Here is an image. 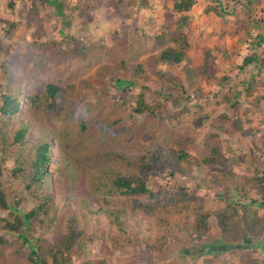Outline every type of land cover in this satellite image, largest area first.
<instances>
[{"label": "trees", "instance_id": "trees-1", "mask_svg": "<svg viewBox=\"0 0 264 264\" xmlns=\"http://www.w3.org/2000/svg\"><path fill=\"white\" fill-rule=\"evenodd\" d=\"M108 1L119 9L131 7L135 0ZM233 1L230 12L220 0H211L217 4H208L206 10L236 15L238 6L255 9L256 0ZM197 2L177 0L174 15L168 12L167 21L153 33L116 29L111 42L83 44L82 38L63 28L69 26L75 11L85 14L86 7L73 0H32L27 16L30 24L39 25L24 51L1 56L5 51L0 38V72L5 76L0 94V209L8 211L7 216H0V256L12 247L18 260L10 264H69L68 253L79 242L100 241L108 254L132 244L149 250L159 249L172 240L185 245L208 235L212 217L222 236L218 243L204 244L203 249L218 253L232 247L264 248V214L260 212L264 210V176L259 171L239 175L235 170L221 135L228 131L227 113L211 120L212 131L194 154L189 150L194 137L174 123L181 115L177 107L185 101L188 88L200 78L208 79L214 74L210 71L214 61L210 56L201 67L192 68L185 62L190 12ZM142 3L147 0H140L139 4ZM9 5L13 7L14 0H9ZM49 5L60 19V39L43 40L42 12ZM255 22L259 25L260 20ZM7 23L9 29L5 34L11 36L19 22ZM174 23L175 28L171 26ZM253 37L254 46L262 47L264 32L259 26ZM149 51L153 54L145 61L155 66L152 72L162 85L154 91L151 101L147 99L148 86H143L130 100L134 82L121 78L118 72L145 69L140 57ZM52 59L57 63L79 59L87 61L85 72L96 70L81 76L77 72L60 81L51 73ZM255 62L264 66V58L257 51L245 56L239 68ZM157 64L179 65L184 75L165 71ZM108 80L116 89L115 95L104 92ZM92 95L96 101H92ZM171 106L176 110H170ZM204 121L200 117L196 124L201 126ZM240 121L238 118L236 123L240 125ZM149 125L157 145L152 142L147 147L149 157L144 166L123 150V142L131 141V135L137 131L141 134ZM51 139L57 140V154L53 153ZM171 145L178 150L177 154L167 150ZM9 160L13 161L9 174L24 184L33 204L28 210L18 206L22 197L12 203L7 196L3 176ZM78 164L83 165V173L74 170ZM195 169H204L205 177L222 187L220 196L226 199V207L206 210L185 186L164 196L150 187V172L167 171L170 176L179 172L187 176ZM54 175L60 195L52 181ZM79 175L86 179L85 193L81 191ZM91 200H95V206L90 204ZM60 221L64 222L65 234L54 240L36 236L30 230L32 224L52 229ZM84 264L113 263L101 258Z\"/></svg>", "mask_w": 264, "mask_h": 264}, {"label": "rangeland", "instance_id": "rangeland-1", "mask_svg": "<svg viewBox=\"0 0 264 264\" xmlns=\"http://www.w3.org/2000/svg\"><path fill=\"white\" fill-rule=\"evenodd\" d=\"M73 1L86 7V13L79 15L80 12L75 11L71 23L63 30L82 38L83 44H88L90 41L111 42L112 33L116 29L128 33H135L136 30L141 33V29L151 33L158 31V25L167 21L168 12L170 15H174V5L177 0H147V3L144 4H139L140 0H135L131 7L123 6L119 9L112 7L108 0ZM220 1L227 12L233 10V0ZM14 2L15 5L12 7L9 5V0H0V38H2L5 51L1 56L9 54L12 56L17 52H23L27 43L33 39L32 32L39 25L38 23L30 24L27 16L32 0H14ZM210 3L217 4L211 0H198L190 12L187 28L189 47L186 51L185 62H188L192 68L201 67L204 65L205 59L210 56L214 59L210 68L214 74L208 79L200 78L196 84L188 88L184 95L185 101L177 107L181 110V115L174 120V123L179 130L187 131L194 137L195 142L190 144L189 148L190 152L194 154L203 144L207 133L212 131L211 120L221 113H227L230 118L226 124L228 131L221 135L224 149L232 157L235 170L239 175H253L259 171L264 176V66L255 62L243 69L239 68L244 57L255 51L264 58V44L257 49L253 43V35L257 26L264 32V0H256L253 10L246 6H238L236 15H230L227 12L220 14L214 10L207 11L206 6ZM42 14L45 33L43 40L60 39L58 29L61 23L54 13V7L51 5L43 7ZM256 19L260 20L259 25L255 22ZM7 21L19 22L11 36L5 34L9 29ZM171 26L175 28L176 24ZM152 54L149 51L140 57L145 68L142 71L137 72L131 69L118 72V76L121 78H129L134 82L130 89V100H133L143 86H148L150 89L147 91V99L151 101L154 91L162 85V81L152 72L155 66H149L150 63L145 61ZM69 61L57 63L53 59L50 60L49 64L53 66L51 73L57 77V80L65 81L74 73L79 72V76H81L85 72L84 65L87 61L79 59H72V63ZM156 67L184 75L179 65L157 64ZM95 70L96 68H93L89 73ZM85 73L89 74L87 71ZM78 77L74 79L78 80ZM250 81L253 82L250 83ZM4 83L5 76L1 71L0 94L3 91ZM249 86H251V90ZM106 87L105 94H116V89L109 80L106 82ZM91 98L92 101H96V97L93 95ZM1 104L0 97V106ZM169 108L176 110L172 106ZM200 117H203L205 121L203 125L198 126L196 120ZM238 118L241 119L240 125L236 123ZM35 135L37 136L38 133L35 132ZM131 136H133L131 141L123 142V150L133 154L135 159L145 166L149 157L147 147L152 142L157 145V140L152 137L151 126H145L141 130V134L137 131ZM50 142L53 146V153L57 154V140L51 139ZM174 149L175 147L172 145L167 147L169 152L173 150L172 153L177 154L178 150ZM11 167H13V161L9 160L3 176L7 196L12 203L22 197L23 201L18 206L20 209L28 210L33 204L27 198L24 184L9 174ZM74 170L77 173H83V165H75ZM205 176L204 169H195L187 176L180 175L179 172L170 176L167 171L159 174L155 171L148 173L151 189L155 193H161V196L185 186L192 198L202 202L206 210L213 211L226 207V199L220 196L222 187ZM78 179L81 183V191L85 193L83 181L86 179L83 178V175H79ZM52 181L56 194L60 195L55 175ZM251 195L258 196L255 193ZM89 202L95 206V200ZM98 202L101 201L98 200ZM77 203L79 207L83 206V203L80 204L81 200ZM62 207L63 202L61 201L60 208L62 209ZM260 212L264 214L263 209ZM7 214V210L0 209V216H7ZM30 230L34 235L44 236L50 240L65 234L62 221L52 229L46 225L32 224ZM221 236L218 223L215 217H212L211 230L202 240L185 245L172 240L156 250L146 249L140 244H132L112 254L105 252L100 241L87 242L86 244L79 242L68 253L71 258L69 264H84L101 258H107L113 264H263L264 248L261 245L232 247L225 252L218 253L203 249L204 244L218 243ZM68 254L65 253V255ZM17 260L18 256L15 255L12 247L0 256V264H10Z\"/></svg>", "mask_w": 264, "mask_h": 264}]
</instances>
